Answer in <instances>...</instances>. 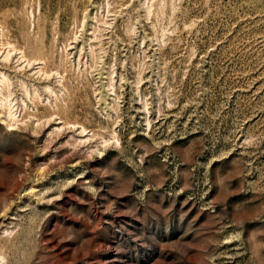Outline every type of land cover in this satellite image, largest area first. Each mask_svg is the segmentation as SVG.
<instances>
[{
    "label": "rangeland",
    "instance_id": "rangeland-1",
    "mask_svg": "<svg viewBox=\"0 0 264 264\" xmlns=\"http://www.w3.org/2000/svg\"><path fill=\"white\" fill-rule=\"evenodd\" d=\"M0 264H264V0H0Z\"/></svg>",
    "mask_w": 264,
    "mask_h": 264
}]
</instances>
